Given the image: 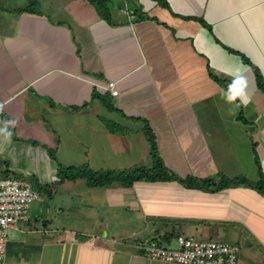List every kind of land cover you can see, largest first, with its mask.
I'll return each mask as SVG.
<instances>
[{
	"label": "crops",
	"instance_id": "crops-1",
	"mask_svg": "<svg viewBox=\"0 0 264 264\" xmlns=\"http://www.w3.org/2000/svg\"><path fill=\"white\" fill-rule=\"evenodd\" d=\"M35 1L0 0V129L13 128L0 131V165L10 173L42 186L59 163L150 165L142 119L165 166L183 178L247 173L256 182V159L264 173V0ZM237 68L246 103L224 96ZM108 80L116 96L103 88ZM102 119L124 131L112 134ZM49 191L40 187L58 213L30 219V239L13 232L9 243L20 245L9 259L23 258L26 242L22 264H170L146 258L140 244L171 245L183 231L235 241L239 264H264V194L247 185L211 192L176 181L91 187L78 178ZM100 222L111 226L98 231Z\"/></svg>",
	"mask_w": 264,
	"mask_h": 264
},
{
	"label": "built area",
	"instance_id": "built-area-1",
	"mask_svg": "<svg viewBox=\"0 0 264 264\" xmlns=\"http://www.w3.org/2000/svg\"><path fill=\"white\" fill-rule=\"evenodd\" d=\"M98 86V84H97ZM112 96L118 94L115 81L108 80L103 87ZM39 198L34 184L27 177L12 174L6 165H0V264L6 257L12 231L30 232L19 226L30 221V208ZM174 245L155 240L143 241V254L150 260L170 264H239L241 247L216 239H195L178 234Z\"/></svg>",
	"mask_w": 264,
	"mask_h": 264
},
{
	"label": "trees",
	"instance_id": "trees-1",
	"mask_svg": "<svg viewBox=\"0 0 264 264\" xmlns=\"http://www.w3.org/2000/svg\"><path fill=\"white\" fill-rule=\"evenodd\" d=\"M35 4H36L35 0H30L31 8ZM96 7L98 8L99 11H101L102 7L104 6L101 2V4L96 3ZM31 8H29V10ZM256 76L258 82H260L261 79L259 73H257ZM259 85L261 86L262 84L260 83ZM92 98H99L101 102L104 105H106L109 110L111 111L114 110L122 114L121 111L113 108L110 105L107 94L102 95L94 92L92 93ZM80 108L81 107L76 106L74 107V110ZM2 116L3 119L7 120L5 115ZM142 121L144 122L143 130H144L145 138L150 145V151H149L151 158L150 165H135L130 168H124V169H104V170L95 171L91 169L90 166L87 164L81 166H74V165H63L59 163L57 165L55 180L54 182H52V184H60L66 180H75L78 178L85 179L88 185L91 187H102L112 183H117L122 187H131L135 182L138 181H146V182L177 181L186 188H197V186H199L202 190H207L211 192L232 185L243 184L255 188L258 192L264 194V173L262 172L257 159H256V163L258 165V180L256 182H250L249 180H246L245 177L227 178L221 176L219 181L216 182L211 177L201 179L193 176H186L183 178L176 175L165 166L161 156L159 155L157 143L155 140L156 137L152 132V130L150 129L148 122L145 121L144 119H142ZM107 122L109 123L107 125L109 132L122 133L124 131L122 126H120L119 124L114 123L112 121H107ZM50 157L56 160L55 155L53 153H50ZM52 184L42 185L41 188L47 187L49 193L48 195H50L49 190Z\"/></svg>",
	"mask_w": 264,
	"mask_h": 264
},
{
	"label": "rangeland",
	"instance_id": "rangeland-1",
	"mask_svg": "<svg viewBox=\"0 0 264 264\" xmlns=\"http://www.w3.org/2000/svg\"><path fill=\"white\" fill-rule=\"evenodd\" d=\"M37 4H35L34 5V7L36 6ZM47 102H49V104H51V101H47ZM108 120L107 119H102L101 120V122H102V124L104 125V128L105 129H107L108 130V128H107V125L109 124L108 122H107ZM120 125V124H119ZM120 126H122V125H120ZM7 128H8V130L10 131V132H12L13 131V128L11 127V126H7ZM123 128V127H122ZM124 129V128H123ZM113 134V133H112ZM115 134H117V133H115ZM120 134H122V133H120ZM14 138H15V136H14ZM15 139H17V138H15ZM130 150H132V149H130ZM111 152V154H110V156H113V155H115L114 153H116V152H114L113 150H111L110 151ZM56 158V157H55ZM113 159V158H112ZM115 159V158H114ZM52 160H54V159H52ZM58 160V159H57ZM148 159H146L145 161H144V163L147 161ZM149 161V160H148ZM59 162V161H58ZM143 163V164H144ZM63 165H65V164H63ZM88 165V164H87ZM138 165V164H137ZM126 167H128L127 165H126ZM91 168V167H90ZM128 168H130V167H128ZM105 169V168H104ZM113 169V168H112ZM99 170H103V169H99ZM173 172V171H172ZM173 173H175V172H173ZM176 174V173H175ZM176 175H178V174H176ZM178 176H180V175H178ZM181 177V176H180ZM235 177H245L246 178V180H249V178H248V176H247V173H239V174H237V175H235L234 177H232V178H235ZM30 179L32 180V182L34 183V187H35V189L37 190V192L39 193V198L37 199V200H35L33 203H32V205H31V208H30V219H31V221H35V219H45V218H49V219H54V216L58 213V208H56L55 209V207H54V204L53 203H55L54 201L52 202V200H49L48 198H46V196H44V194L43 193H41L40 192V187H41V185H39L35 180H33V178H32V176H30ZM257 180V179H256ZM255 180V181H256ZM35 181V182H34ZM252 181H254V180H252ZM177 182V181H176ZM179 183V182H178ZM197 188H200L199 186H197ZM252 188V187H251ZM113 224V223H112ZM28 225V224H27ZM108 226H111V223H109V222H100V223H98L97 224V229H98V231H102V230H107L108 229ZM116 226V224L114 225V226H112V228L113 227H115ZM143 226H144V224H143ZM20 228H24V227H26V225H23V224H21L20 226H19ZM28 227V226H27ZM148 227V228H147ZM111 228V229H112ZM146 229H148L149 230V226H147L146 225V227H145ZM28 229H30V227H28ZM13 232H15V233H17V235H18V237L19 236H22L23 237V240L25 241V239H30V238H32L31 236H32V234L31 233H33V232H28V233H25V232H20V231H17V230H15V231H12V233ZM182 233H184V234H186V235H191V236H193V238H195V239H212L211 237H208V236H205V235H192V234H188V233H186V232H183V231H181ZM11 233V234H12ZM147 231L145 232V233H142L141 234V237H145V235H147ZM37 233H35V235H36ZM55 235V238L57 237V234H54ZM105 235V234H104ZM10 238H11V235H10ZM53 238V237H52ZM55 238H53V239H55ZM59 238H60V236H59ZM216 240L218 239V240H222V239H219V238H215ZM165 240H162L161 241V243L162 244H164L165 245V242H164ZM223 241H225V242H228V243H233V242H235V241H227V240H225V239H223ZM175 243H172L171 244V246H173ZM19 243H16V241H11V243H9V245H8V249H7V256L5 257V259L3 260V262L1 263V264H22V262H26L27 261V258H28V256L29 255H27V252L28 251H30V246L26 243V242H23L22 243V248H23V252H26V253H24L25 255H24V257L23 258H21V257H11L10 259H9V257L11 256V253H10V248L12 247V248H15L16 249V251H18V249H19ZM239 245V244H238ZM241 247H242V245H241ZM10 253V254H9ZM13 253H15V251H13ZM8 262H10V263H8Z\"/></svg>",
	"mask_w": 264,
	"mask_h": 264
},
{
	"label": "clouds",
	"instance_id": "clouds-1",
	"mask_svg": "<svg viewBox=\"0 0 264 264\" xmlns=\"http://www.w3.org/2000/svg\"><path fill=\"white\" fill-rule=\"evenodd\" d=\"M241 69L237 68L236 75L232 82L228 85L224 96L228 102L235 101L238 97L241 98L242 103H246L245 89L247 87V81L243 75L240 74ZM5 125L13 124L14 121H4ZM2 132H6L8 136L11 135V132L7 128L0 129Z\"/></svg>",
	"mask_w": 264,
	"mask_h": 264
}]
</instances>
